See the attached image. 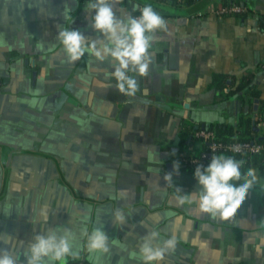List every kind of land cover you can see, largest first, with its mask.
Listing matches in <instances>:
<instances>
[{"label": "crops", "instance_id": "1", "mask_svg": "<svg viewBox=\"0 0 264 264\" xmlns=\"http://www.w3.org/2000/svg\"><path fill=\"white\" fill-rule=\"evenodd\" d=\"M86 3L0 0V249L14 250L24 264L34 235L79 230L83 221L89 231L104 225L111 251L103 264H143L139 245L151 231L177 238L158 264H264V172L224 221L196 203H178L175 188L194 194L199 186L194 169L173 167L187 147L211 161L191 132L248 111L235 97L215 100L214 73L238 81L252 72L263 90L264 0H244L247 14L223 16L214 13L222 0L201 9L113 0L118 17L151 5L167 22L153 33L148 75L129 73L139 84L134 97L115 87L111 58L85 53L70 62L56 39L65 27L103 39ZM257 126L264 132V121ZM169 172L173 187L164 180ZM118 207L128 215L124 224L112 216ZM88 256L84 250L67 264H93Z\"/></svg>", "mask_w": 264, "mask_h": 264}, {"label": "clouds", "instance_id": "2", "mask_svg": "<svg viewBox=\"0 0 264 264\" xmlns=\"http://www.w3.org/2000/svg\"><path fill=\"white\" fill-rule=\"evenodd\" d=\"M85 11L91 15V27L103 39L88 41L79 30L60 28L56 39L63 45L67 59L75 62L85 53H91L101 61L111 58L115 87L121 94L134 97L139 91V84L137 78L129 73H136L140 77L148 75L153 33L158 29L166 30L167 22L151 5L140 9L139 16L121 18L114 11L113 0H87ZM244 163L233 156H213L207 167L197 165L195 169L198 190L194 194H181V189L175 188V199L180 205L198 204L200 211L212 218L229 220L235 216L249 190L260 181L257 169L250 167L241 171ZM173 167L178 173L179 163L176 162ZM164 180L173 187L172 172L165 174ZM112 216L121 224L128 219V215L119 207ZM154 243L159 246H154ZM176 246L175 236L162 239L158 231H151L142 238L138 257L143 264H158ZM84 250L93 264H103L105 255L111 251L104 225L94 226L89 231L82 221L79 230L57 226L36 234L24 252V264H67L69 257L79 259ZM19 260L14 250L0 249V264H19Z\"/></svg>", "mask_w": 264, "mask_h": 264}, {"label": "trees", "instance_id": "3", "mask_svg": "<svg viewBox=\"0 0 264 264\" xmlns=\"http://www.w3.org/2000/svg\"><path fill=\"white\" fill-rule=\"evenodd\" d=\"M157 1L164 2L166 0ZM169 1L175 5H188L190 8H194L201 0ZM230 2L243 4L244 0H222L221 5H228ZM137 13L140 14V10ZM261 64L260 70L264 72V61ZM253 80L254 74L252 72L245 74L238 81L230 75L214 73L209 83V88H213L216 91L215 100L217 102L235 97L248 106V111H241L236 122L215 123L206 129L214 132L215 141L224 145L234 142H249L263 146L256 153H233L230 150L221 148L212 154V157L215 155L233 156L237 160L245 161L241 169L242 172L250 167L264 172V132L257 126L260 121H264V98L262 97L264 88L263 90L259 89ZM255 104L256 109L253 108ZM252 108L254 109L253 112L249 111ZM197 130L191 132L192 139L194 141H204L208 147L209 142L207 140H203L194 134ZM210 162H204V167H207ZM192 169L195 170L196 167Z\"/></svg>", "mask_w": 264, "mask_h": 264}, {"label": "built area", "instance_id": "4", "mask_svg": "<svg viewBox=\"0 0 264 264\" xmlns=\"http://www.w3.org/2000/svg\"><path fill=\"white\" fill-rule=\"evenodd\" d=\"M180 5V4H178ZM248 8L246 5L238 4L235 2H230L228 5H224L219 7L214 11L217 16L223 15H244L248 13ZM202 15V13H199ZM139 13H136L135 16H139ZM197 137H200L203 140H207L208 148L210 152L213 154L214 152L218 151L221 148L227 149L232 151L233 153H256L258 152L263 146L260 144H253L249 142H234L232 144L224 145L215 141V135L213 131L206 130V129H198L194 132ZM179 163V167L181 168H195L197 165H203L204 162L200 159V157L193 151L191 147H187L186 149L178 152L175 157V163ZM69 264H86L81 261H74Z\"/></svg>", "mask_w": 264, "mask_h": 264}, {"label": "water", "instance_id": "5", "mask_svg": "<svg viewBox=\"0 0 264 264\" xmlns=\"http://www.w3.org/2000/svg\"><path fill=\"white\" fill-rule=\"evenodd\" d=\"M213 0H201L197 5L196 8L197 9H201L203 7H205L206 5H208L210 2H212ZM254 109H256V104L253 107ZM212 154L211 153H207L202 155V159L203 160H209L211 158Z\"/></svg>", "mask_w": 264, "mask_h": 264}]
</instances>
